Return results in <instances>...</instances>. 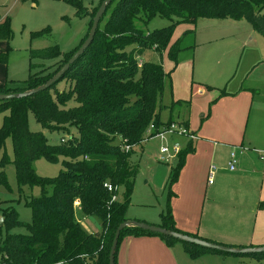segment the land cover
I'll return each mask as SVG.
<instances>
[{"label":"trees","instance_id":"obj_1","mask_svg":"<svg viewBox=\"0 0 264 264\" xmlns=\"http://www.w3.org/2000/svg\"><path fill=\"white\" fill-rule=\"evenodd\" d=\"M68 1L74 2L78 11L82 8L80 1ZM263 10L264 0H111L91 43L58 80L71 76L73 86L69 91L55 90L52 94L57 81L26 97L0 100V111L9 110L0 126V151L4 150L8 138L13 145L12 159L3 152L0 165L13 163L19 186L41 188V195L26 200L31 211L28 233L8 234L0 243V264H108L115 229L127 219L134 188L137 164L131 161L133 150L142 149V144L152 138L154 132L174 122L175 106L179 111L182 105L189 107V100L162 103L165 79H170L162 66L163 56L176 66L180 51L187 48L182 44L184 36L194 32L192 28L187 29L182 37L172 40L175 26L180 23L195 26L202 18L246 20L264 37ZM156 16L166 17L172 23L149 32L137 27V20L146 23ZM49 34V28L33 33ZM11 37L9 20L0 18V40L8 41ZM130 45L133 46L127 48ZM78 48L68 56L57 44L31 50V56L44 59L61 56L59 65L52 70L43 65L39 72L28 76L22 87L0 85V93L22 92L45 83ZM144 53L158 54L160 60H143L140 56ZM0 63H7V52H0ZM224 94L226 91L221 89L220 95ZM71 99L76 104L67 106ZM164 109L169 110L166 120L161 117ZM28 111H32L43 128L68 130L73 126L77 134L66 141L49 143L42 132L29 129ZM181 122L187 128L188 121ZM150 124L154 130L148 135ZM193 150L191 140L178 150L176 163L170 169L168 188L177 179L187 154ZM39 157L48 162L62 157V169L54 177L37 175L31 163ZM0 182L7 183L4 170L0 171ZM105 183L111 184L113 189L109 191ZM76 206L85 216L99 220V231L88 232L84 228L75 217ZM6 217L10 219L9 226L21 223L14 209L7 212L4 222ZM160 219L162 227L199 237L175 226L168 202ZM141 234L159 236L166 244L180 242L191 257L217 252L138 227H124L118 244L125 235ZM235 255L264 258V252ZM115 256L116 251L114 264Z\"/></svg>","mask_w":264,"mask_h":264},{"label":"rangeland","instance_id":"obj_2","mask_svg":"<svg viewBox=\"0 0 264 264\" xmlns=\"http://www.w3.org/2000/svg\"><path fill=\"white\" fill-rule=\"evenodd\" d=\"M78 1L82 5L79 11L77 5L68 0H0V18H7L12 30V37L8 41L0 40V52H7V63H0V85L6 84L8 87H22L23 82L28 76L39 72L43 65H46L47 70H52L59 65L61 56L56 59H44L38 56H31V50L43 49L57 44L60 51L68 56L70 52L82 44L90 28L93 18L92 11L98 6L100 0ZM171 23L172 20L160 16H156L146 23H143L141 20L136 21L137 27L141 28L144 32H149ZM46 28L50 29L49 35H33V33L44 31ZM191 28L194 32L186 33L183 38L182 44L187 48L180 51L179 64L174 66L173 62L166 55L163 56L161 61L163 62V69L170 76L169 81L168 77L165 79L166 83L162 97V103L165 105H168L173 100V76L175 77L177 86L181 88L184 85H189L190 88H193V92L195 90L198 93L196 94L197 97H194L197 101L202 99V95L208 93L206 91L212 89L209 84L220 87L219 89L221 90V88L226 87L229 80L228 77H230L228 87H232L241 76V72L245 68L244 62L246 59L256 60L259 56L264 58V37L254 30L252 25L246 20L234 21L229 18H202L197 21L195 26L180 23L175 26L172 38L176 40L182 37L183 33ZM251 36L253 38L250 40ZM213 38H217L218 43L210 42ZM221 40L225 42H219ZM236 40H240V42L247 41L246 50L241 57L239 68H237L239 65V60L237 63V59L234 61L237 64L235 63L231 70H228L226 65L222 66V61L220 64L213 63L212 66L204 65L202 67L203 62L208 58L210 60H220L223 55L222 53L230 50H232V56L235 57L236 53H239V49L235 46ZM132 46L130 45L127 48L130 49ZM251 55L256 56L253 58ZM140 58L143 60H160L158 54L149 55L148 53H144ZM72 81L71 76H65L55 84V88L51 90V93L55 94V90L69 91L73 86ZM202 82L209 84L203 85ZM245 85L254 87L257 90L260 88V93L264 95V62L255 66L254 70L248 75ZM201 86L204 89L206 88L201 93L202 95L200 94ZM260 93L259 95H255V99L264 97ZM189 99L190 95L187 100ZM190 102L191 99L189 100V106ZM75 104V101L71 99L67 103V106ZM190 111L189 107L184 108L182 105L179 111V107L175 106L172 112L173 121L183 125L181 121L185 120V117L186 119L189 118ZM196 111L197 107L194 106L192 117H197L200 120L202 118L201 113L200 116H195ZM168 112L169 110L167 109L162 110L161 117L163 120L168 118ZM8 113V109L0 111V126L3 116ZM27 118L29 129L34 132H42L49 143L55 144L66 141L70 136H76L77 134L73 126H69L68 130H48L43 128L35 119L32 111H28ZM187 130V133L166 134L164 136L165 139L152 137L142 144V149L136 147L133 150L131 161L137 164V174L127 208L128 215L144 214L149 218H156L161 212L165 211L170 169L176 162V158H170V155L173 154L174 141L178 142L176 144L179 146V143L184 145L187 139L191 141L194 139L190 136L192 132L188 128ZM163 145L169 148V153L167 155L164 154L165 161L160 160L161 154L159 148ZM3 152L9 159H12L13 145L10 138L6 140L4 150L0 151V158ZM61 161L62 157H59L56 162H48L45 158L39 157L32 161L31 166L39 176L54 177L62 169ZM1 170H4L7 183L0 182V243L8 234L28 233L31 211L26 204V200L31 196L41 195V188L38 185L19 186L12 162H8L3 166L0 165ZM166 171L168 176L166 175L164 178ZM122 190L123 188L121 187L119 191L122 192ZM47 193H51L50 187L47 188ZM11 209L15 210L16 217L21 222L20 224L9 226L10 219L8 217H6V221L4 222L7 212ZM75 217L89 227V221L93 223L98 222L96 217L85 216L79 208L75 210ZM177 249L179 248L177 247ZM217 253H221L220 255H222L223 252ZM206 261L203 260L200 264H215L214 262ZM250 262L253 264H264V258H260L257 261L248 256L241 257L242 264H249Z\"/></svg>","mask_w":264,"mask_h":264},{"label":"crops","instance_id":"obj_3","mask_svg":"<svg viewBox=\"0 0 264 264\" xmlns=\"http://www.w3.org/2000/svg\"><path fill=\"white\" fill-rule=\"evenodd\" d=\"M210 42L218 43V39L213 38ZM235 46L239 49L235 57L230 50L222 53L220 60L208 58L202 67L222 61V66L231 70L237 59L239 68L247 41L236 40ZM263 62L262 56L256 60L246 59L245 68L232 87H228L231 79L228 77L224 95H220V87L202 82L212 89L202 95L206 88L201 86L203 97L197 101L194 97L198 93L189 85L177 86L173 76L172 99L187 100L190 95L191 113L183 121H188L187 128L195 135L192 140L194 150L187 154L177 179L167 191L175 226L184 232L233 247L264 246V97L255 99L260 88L245 85L255 66ZM194 106L197 107L195 116L201 113L202 119L192 117ZM186 143H179L180 148ZM231 152L236 160L233 169L229 167ZM166 175L167 171L164 178ZM126 218L156 225L161 223L160 215L156 218L144 214L130 216L126 211ZM78 221L88 232L100 229L99 220L89 221L90 227ZM220 254L209 251L191 257L180 242L166 244L155 235H125L118 244L115 264H200L203 260L215 264H242L241 257L248 256Z\"/></svg>","mask_w":264,"mask_h":264},{"label":"water","instance_id":"obj_4","mask_svg":"<svg viewBox=\"0 0 264 264\" xmlns=\"http://www.w3.org/2000/svg\"><path fill=\"white\" fill-rule=\"evenodd\" d=\"M111 0H102L92 18V23L88 32L87 37L83 41V43L79 46V48L72 54V56L68 59L66 63H64L60 69L51 77L49 78L45 83L31 88L24 90L22 92H11V93H0V100L5 99H13V98H22L29 95H32L38 91L44 90L48 87H50L52 84L57 82L64 73L70 68V66L74 63V61L78 58L80 54L84 52V50L89 46L91 43L94 34L96 32L98 23L104 14L107 6L110 4ZM2 223V221H1ZM124 227H138L140 229L162 234L164 236L172 237L174 239H177L182 242H187L194 244L196 246L204 247L207 249H211L217 252H223V253H230V254H245V253H256V252H264V246L260 247H233L223 244H218L215 242H211L205 239H202L200 237H195L189 234H185L182 232L174 231L171 229H167L165 227H162L160 225L156 224H149L144 221L135 220V219H126L123 222H121L115 229L112 242L109 248V254H108V264H114V254L116 251V247L118 244V239L120 236V232Z\"/></svg>","mask_w":264,"mask_h":264},{"label":"built area","instance_id":"obj_5","mask_svg":"<svg viewBox=\"0 0 264 264\" xmlns=\"http://www.w3.org/2000/svg\"><path fill=\"white\" fill-rule=\"evenodd\" d=\"M154 130V126H153V124H150L149 126H148V128H147V134L149 135V133H151V131H153ZM187 128L184 126V125H181V124H178L177 122L175 123V122H172V123H170L167 127H163V128H161V129H159L157 132H154L155 134H154V136L153 137H160V138H162V139H165V135L166 134H173V133H179V134H181V133H187ZM192 135H190L191 137H195V135L193 134V133H191ZM178 150H179V146L176 144V143H174V145H173V154L172 155H170V158L171 157H174V156H176V154H177V152H178ZM159 152H160V160H162V161H165L164 159V154H168L169 153V148H168V146H166V145H163V146H161L160 148H159ZM235 163H236V160H235V154L233 153V152H231V154H230V162H229V167L231 168V169H233L234 168V166H235ZM104 186L109 190V191H111L112 189H113V187H112V185L111 184H108V183H105L104 184ZM77 203V202H76Z\"/></svg>","mask_w":264,"mask_h":264}]
</instances>
